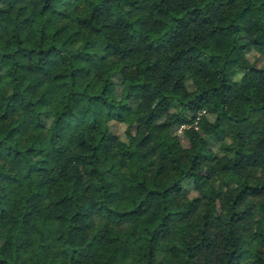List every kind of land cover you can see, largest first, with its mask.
I'll return each mask as SVG.
<instances>
[{"label":"trees","instance_id":"obj_1","mask_svg":"<svg viewBox=\"0 0 264 264\" xmlns=\"http://www.w3.org/2000/svg\"><path fill=\"white\" fill-rule=\"evenodd\" d=\"M0 264H264V0H0Z\"/></svg>","mask_w":264,"mask_h":264},{"label":"rangeland","instance_id":"obj_2","mask_svg":"<svg viewBox=\"0 0 264 264\" xmlns=\"http://www.w3.org/2000/svg\"><path fill=\"white\" fill-rule=\"evenodd\" d=\"M46 18H49L50 20L54 19L53 16L51 17H42L40 18L41 20H45ZM40 20V21H41ZM118 61H121V62H126L127 60H124V59H118ZM219 70V65H215L213 66L211 69H210V72L206 75H204L203 79L204 81L207 83V84H212V83H215L217 81V78H218V75H217V71ZM82 81V79L80 80ZM254 232V228H252L251 226L247 227V234L249 236H251Z\"/></svg>","mask_w":264,"mask_h":264}]
</instances>
